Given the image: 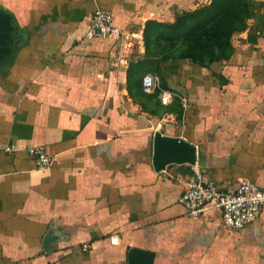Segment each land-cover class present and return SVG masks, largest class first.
Wrapping results in <instances>:
<instances>
[{
  "label": "crops",
  "instance_id": "1",
  "mask_svg": "<svg viewBox=\"0 0 264 264\" xmlns=\"http://www.w3.org/2000/svg\"><path fill=\"white\" fill-rule=\"evenodd\" d=\"M210 1L0 0L14 26L0 60V264H130L132 248L151 264H264V206L233 228L221 208L196 219L180 201L196 171L222 190L264 188V0H247L228 59L169 62L165 82L142 90L145 73L158 77L145 23ZM97 9L121 39L89 35ZM157 130L195 144L197 162L156 170ZM32 146L53 164L39 168Z\"/></svg>",
  "mask_w": 264,
  "mask_h": 264
},
{
  "label": "trees",
  "instance_id": "2",
  "mask_svg": "<svg viewBox=\"0 0 264 264\" xmlns=\"http://www.w3.org/2000/svg\"><path fill=\"white\" fill-rule=\"evenodd\" d=\"M250 15L251 8L247 0H211L207 5L183 11L175 21L148 20L144 28L146 52L149 56L146 62H150L155 71L159 61L157 58L161 56H178L182 59L191 56L201 67L214 59H228L233 51V36L247 27ZM214 21L217 22L214 29L215 43L205 44L199 37H192L194 32L202 30ZM165 43H179L175 49L177 54L166 50V53H162ZM135 82L137 83V79Z\"/></svg>",
  "mask_w": 264,
  "mask_h": 264
},
{
  "label": "built area",
  "instance_id": "3",
  "mask_svg": "<svg viewBox=\"0 0 264 264\" xmlns=\"http://www.w3.org/2000/svg\"><path fill=\"white\" fill-rule=\"evenodd\" d=\"M90 36H106L113 39H121L123 31L113 24V15L105 9H97L93 14ZM159 86V78L153 73H145L142 77V90L150 94ZM172 93L164 91L161 102L168 104ZM183 103L186 98H182ZM14 146H11V150ZM27 151L35 156L39 168L50 167L55 157L48 154L42 146H32ZM180 201L188 209L189 214L199 218L210 207L222 209L224 223L233 228H243L254 222L264 206V188L249 179H243L236 190L219 189L214 181H204L201 174L191 176L186 183V190ZM119 238L112 237V242L117 244Z\"/></svg>",
  "mask_w": 264,
  "mask_h": 264
},
{
  "label": "water",
  "instance_id": "4",
  "mask_svg": "<svg viewBox=\"0 0 264 264\" xmlns=\"http://www.w3.org/2000/svg\"><path fill=\"white\" fill-rule=\"evenodd\" d=\"M12 17L9 13L0 10V60L11 52ZM198 159L197 147L187 139L165 134L157 130L154 136L153 165L156 170L166 169L170 164H195ZM57 238L54 231H49L44 239V248L48 251L50 244ZM151 253L139 248H132L130 264H151Z\"/></svg>",
  "mask_w": 264,
  "mask_h": 264
},
{
  "label": "rangeland",
  "instance_id": "5",
  "mask_svg": "<svg viewBox=\"0 0 264 264\" xmlns=\"http://www.w3.org/2000/svg\"><path fill=\"white\" fill-rule=\"evenodd\" d=\"M178 15H180V13ZM178 15L175 17V19L173 21L176 20V18L178 17ZM162 22H164V21H162ZM216 25H217V22L214 21L209 26H207L205 28H202V30H199V31L194 32L195 34H193L192 37H199L200 40L203 41L205 44L215 43L213 40H215L214 29H215V26ZM190 37H191V35H190ZM178 44L165 43V49L162 48L163 49V52L162 53H166L164 51V50H166L169 53H175V54H177L176 51H175V49L178 47ZM198 57H200V54L198 55ZM157 59H159V61L156 63L155 73L159 77L160 84L162 85L165 82V78H167L169 72L170 71H173V69H169V67H168L169 62L177 61V60H180L182 58H178V56L177 57H171V58H162V56H161V57H159ZM187 59L190 62H192V63H195V62L198 63L195 59L191 58V56L189 58H187ZM219 61H222V60L215 61V59H214L210 63L205 64L203 67H212L213 65H215Z\"/></svg>",
  "mask_w": 264,
  "mask_h": 264
}]
</instances>
